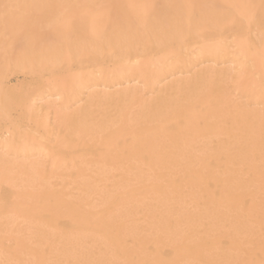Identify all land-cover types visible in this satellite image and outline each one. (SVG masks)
I'll return each mask as SVG.
<instances>
[{
	"label": "bare ground",
	"instance_id": "1",
	"mask_svg": "<svg viewBox=\"0 0 264 264\" xmlns=\"http://www.w3.org/2000/svg\"><path fill=\"white\" fill-rule=\"evenodd\" d=\"M0 264H264V0H0Z\"/></svg>",
	"mask_w": 264,
	"mask_h": 264
},
{
	"label": "rangeland",
	"instance_id": "2",
	"mask_svg": "<svg viewBox=\"0 0 264 264\" xmlns=\"http://www.w3.org/2000/svg\"><path fill=\"white\" fill-rule=\"evenodd\" d=\"M223 245V244H222ZM225 245V244H224ZM227 245V244H226Z\"/></svg>",
	"mask_w": 264,
	"mask_h": 264
}]
</instances>
